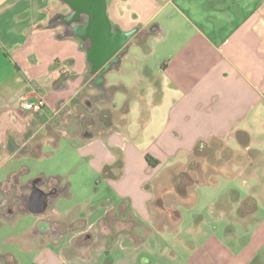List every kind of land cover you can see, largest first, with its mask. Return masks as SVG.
<instances>
[{
  "label": "crops",
  "instance_id": "0c3cea01",
  "mask_svg": "<svg viewBox=\"0 0 264 264\" xmlns=\"http://www.w3.org/2000/svg\"><path fill=\"white\" fill-rule=\"evenodd\" d=\"M106 3L112 26L136 29L110 70L129 73L132 84L105 79L98 88L89 85L96 75L86 74L80 42L61 25L49 26L55 13L65 14L55 12V1L0 0V228L13 226L0 235L8 245L0 264H264V0ZM84 86L114 87L126 96L122 106L135 102L127 115H144L149 138L141 156L149 153L157 165L144 163L135 147L115 146L116 158L96 167L110 190L74 216L60 201L73 198L64 166L31 178L11 160L29 153L36 137L52 140L53 122ZM39 100L42 109L30 110ZM128 121L121 116L102 128L109 140L124 134L130 141ZM237 135L246 145L229 150L253 152L250 172L225 178L219 191L213 187L202 209L199 196L176 191L172 175L183 155L213 138L238 144ZM79 136L87 145L94 138L89 131ZM125 181L146 192L115 195ZM52 184L64 190L44 212L25 204ZM10 201L21 208L9 211ZM166 201L175 208L166 209ZM18 215L28 217L17 222Z\"/></svg>",
  "mask_w": 264,
  "mask_h": 264
},
{
  "label": "rangeland",
  "instance_id": "374dc122",
  "mask_svg": "<svg viewBox=\"0 0 264 264\" xmlns=\"http://www.w3.org/2000/svg\"><path fill=\"white\" fill-rule=\"evenodd\" d=\"M55 12H66V7L59 2H56ZM135 53V48H130V54ZM129 73L121 75L115 70L110 71L106 74L105 79L108 83L115 84L117 81L124 82L125 84H132L129 79ZM129 82V83H128ZM99 95V92L87 88L86 86L80 90L74 98L68 103V105L60 111L55 122H53L52 127L49 131L52 140L48 137H36L32 142V149H37L41 152L40 157L33 156L30 152L18 155L11 160V163H17L18 171L22 168L29 170L26 176L34 178L41 173H46L52 175V172H56L60 167L64 166L68 179V183L71 185L70 192L73 194V198H67L60 200L65 204L66 208H72L73 215H79L80 213L85 214L89 211L88 207L91 203L95 202L96 199L105 195L107 190H110L104 183L101 173L97 171V164L102 160H107L111 156L117 155L115 146H121L128 144L129 147H135L138 151V156L140 157L144 152V149L149 143V138L144 134L142 130L144 115L140 117L136 113L130 112L127 115L129 106L130 109L133 108L135 102L133 100L130 103H125L122 106L125 95L120 91H115L112 100L110 96H100L97 99H92L91 96ZM85 102H89L90 105L87 106ZM130 104V105H129ZM114 106V109L112 107ZM121 107V108H120ZM115 108L119 109L121 112L119 115L115 113ZM108 115L109 118H105ZM121 116H128V125L126 126L128 131H134V137L130 141L126 138L124 134L113 135L109 140L110 136L102 128V126L109 121L113 123H118ZM141 122V123H140ZM121 124V122H119ZM91 132L94 134V138L89 141L91 145H87L88 141H82L80 134L84 132ZM45 132L42 131V134ZM50 138V137H49ZM227 142L215 143L212 146L216 147L214 152L206 154L202 159H199L197 164V173H191L192 179L195 180H205V183L199 185H189L186 188L187 197L191 200V195H197V205L202 209L208 196L213 193V187L216 186V190L219 191L225 184V178H230L236 176L241 172H250V163L257 162L254 159V154L252 151H246L244 149H237L230 152L226 150L225 147ZM228 146L231 148L242 147L240 143L229 142ZM254 147L257 145H253ZM134 149V148H133ZM121 152V151H120ZM146 156L149 153H145L141 156L144 163L147 164ZM189 155L182 156V165L188 162ZM130 162L136 163L137 159L135 156L130 159ZM140 160V159H139ZM200 167H199V166ZM253 165V168L255 167ZM201 169V170H198ZM212 180V183L207 181ZM218 183L215 184V181ZM242 184L241 179L239 180ZM130 181L124 182V189L117 187L115 189V195H123L122 191H126L129 194L139 195L145 193L144 188H135ZM141 192V193H140ZM167 200V199H166ZM189 200V201H190ZM191 202L186 203L187 205ZM166 209H173L171 203L167 204ZM187 207V206H186ZM62 210L65 207H60ZM188 209V208H187ZM191 210V207L188 209ZM91 211H94L92 208ZM23 217L28 216H17V222H19ZM13 227L11 225L2 226L0 228V235L7 234L6 232ZM8 245L2 244L0 242V252L6 250Z\"/></svg>",
  "mask_w": 264,
  "mask_h": 264
},
{
  "label": "water",
  "instance_id": "95a60500",
  "mask_svg": "<svg viewBox=\"0 0 264 264\" xmlns=\"http://www.w3.org/2000/svg\"><path fill=\"white\" fill-rule=\"evenodd\" d=\"M53 1L65 5L69 11L66 14L54 15L49 21V26L61 25L65 36L80 42L90 71L88 76L95 74L99 78L101 88L105 83V74L112 69V64L120 63L136 29L123 32L112 26L107 15L106 0ZM151 31H154V28ZM48 203L42 198L39 205L32 210L42 213Z\"/></svg>",
  "mask_w": 264,
  "mask_h": 264
},
{
  "label": "trees",
  "instance_id": "16d2710c",
  "mask_svg": "<svg viewBox=\"0 0 264 264\" xmlns=\"http://www.w3.org/2000/svg\"><path fill=\"white\" fill-rule=\"evenodd\" d=\"M139 44L141 45V47L143 48L144 51H147V48L144 46L143 42H139ZM116 89L110 88V92L111 94L115 91ZM109 118L108 115H105V118ZM111 119H109L110 121ZM237 139L238 142L241 144V146H245L246 145V141L241 139L238 135H237ZM219 142H224V140L221 139H216L213 138L209 141H199L195 147L193 148L192 152L190 154H188V162L185 164H183V166H178V168H176L173 171V175H172V183L174 184V187L176 189V191L180 194H186V188L189 185H199L201 183H205V180H195L192 179L193 177H191V173H197V164L199 163V159H202L206 156L207 152L208 153H212L214 152V150L216 149V147L212 146L215 143H219ZM40 147V146H39ZM39 147H37V149H32L30 150V153L35 156V157H40L41 156V152L39 150ZM241 147V148H242ZM226 150H229V146L228 143L225 147ZM146 161L147 164L151 167H154L157 165V162L155 160H153L151 157L146 156ZM200 164V163H199ZM199 166V165H198ZM200 167V166H199ZM201 170V169H198ZM103 175L104 176H108L109 175V167H105L103 169ZM209 183H212V180L207 181Z\"/></svg>",
  "mask_w": 264,
  "mask_h": 264
},
{
  "label": "flooded vegetation",
  "instance_id": "af4514ba",
  "mask_svg": "<svg viewBox=\"0 0 264 264\" xmlns=\"http://www.w3.org/2000/svg\"><path fill=\"white\" fill-rule=\"evenodd\" d=\"M66 9L67 10H66L65 14L69 11V9L67 7H66ZM56 14H58V13H55L54 15H56ZM114 66H116V63L112 64V67H114ZM89 72L90 71L88 68L86 74H89ZM92 79L93 80H92V82L89 83V85L96 86L99 88V78L97 76H94ZM105 95L106 96L108 95L111 97L110 88H108L107 90H104L103 92H99V95L91 96V98L97 99L98 97L105 96ZM85 103L87 106L90 105L89 102H85ZM63 190L64 189L62 187H60L58 184H52L46 191H44L42 193H34V192L31 193L24 202H26L25 203L26 205H31V206L35 205L36 206V205H39L42 198H45L47 202L51 203V201L54 200L59 195V193L62 192ZM20 208H21L20 203L11 202V201L8 203V210L11 212H15V211L19 210Z\"/></svg>",
  "mask_w": 264,
  "mask_h": 264
},
{
  "label": "built area",
  "instance_id": "2783aa9c",
  "mask_svg": "<svg viewBox=\"0 0 264 264\" xmlns=\"http://www.w3.org/2000/svg\"><path fill=\"white\" fill-rule=\"evenodd\" d=\"M43 105V101L39 100L36 103L29 105V109L33 112H39L42 109Z\"/></svg>",
  "mask_w": 264,
  "mask_h": 264
}]
</instances>
